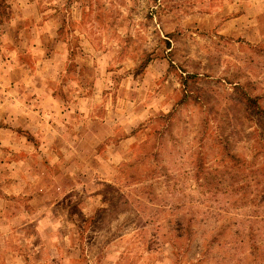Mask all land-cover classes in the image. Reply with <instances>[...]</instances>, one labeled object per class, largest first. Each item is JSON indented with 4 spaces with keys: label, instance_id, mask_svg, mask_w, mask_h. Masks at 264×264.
I'll use <instances>...</instances> for the list:
<instances>
[{
    "label": "rangeland",
    "instance_id": "obj_1",
    "mask_svg": "<svg viewBox=\"0 0 264 264\" xmlns=\"http://www.w3.org/2000/svg\"><path fill=\"white\" fill-rule=\"evenodd\" d=\"M0 264H264V0H0Z\"/></svg>",
    "mask_w": 264,
    "mask_h": 264
},
{
    "label": "trees",
    "instance_id": "obj_2",
    "mask_svg": "<svg viewBox=\"0 0 264 264\" xmlns=\"http://www.w3.org/2000/svg\"><path fill=\"white\" fill-rule=\"evenodd\" d=\"M248 102H249V104H250V103H253L254 100H253V99H249Z\"/></svg>",
    "mask_w": 264,
    "mask_h": 264
}]
</instances>
